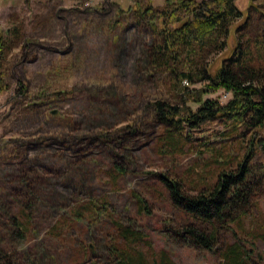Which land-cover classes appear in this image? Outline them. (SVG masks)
Instances as JSON below:
<instances>
[{"label":"rangeland","instance_id":"rangeland-1","mask_svg":"<svg viewBox=\"0 0 264 264\" xmlns=\"http://www.w3.org/2000/svg\"><path fill=\"white\" fill-rule=\"evenodd\" d=\"M135 1L0 0V36H13L0 58V264H106L112 246L139 250L149 264L160 254L171 264H222L233 244L248 264H264V126L223 139L220 121H208L184 147L165 143L150 103H175L178 88L148 67L153 38ZM237 2L243 17L215 67L237 38H264V0ZM244 156V212L214 225L197 218L196 229L217 228L216 241L213 251L194 245L182 232L193 221L160 175L192 195Z\"/></svg>","mask_w":264,"mask_h":264},{"label":"trees","instance_id":"trees-1","mask_svg":"<svg viewBox=\"0 0 264 264\" xmlns=\"http://www.w3.org/2000/svg\"><path fill=\"white\" fill-rule=\"evenodd\" d=\"M133 11L137 21L145 23L152 34L153 43L147 55L149 69L167 74L172 87L178 88L179 99L175 103L163 99L150 103V116L163 126L165 143L172 148L178 143L184 147L192 130L208 121H220L225 128L221 132L223 139L238 136L242 126L255 132L264 126V38H237L230 54L217 67L213 65V56L226 49L229 37L237 32V27L232 29L233 24L243 17L237 0H163L158 5L151 0H138ZM10 31L15 33L16 28ZM12 37L0 36V58ZM194 83L203 86L189 88ZM219 89L230 94L226 101L204 97ZM190 102L196 106L193 108ZM257 143L264 152V139ZM251 169L247 156L239 158L235 170L219 172L212 184L192 195H186L175 179L160 175L172 204L193 221L182 230L191 243L213 251L217 228L210 232L196 229L194 220L214 225L232 212H244L252 194ZM139 201L144 203L143 199ZM142 209L147 210L144 204ZM14 224L17 234L22 235L24 227L16 220ZM3 253L0 248V256ZM108 253L106 264H149L139 250L112 246ZM248 259L249 255L238 244L221 254L222 264H248ZM153 262L171 264L163 254Z\"/></svg>","mask_w":264,"mask_h":264}]
</instances>
